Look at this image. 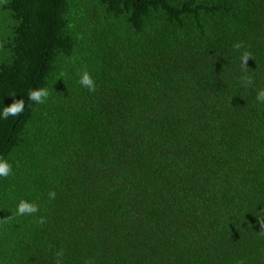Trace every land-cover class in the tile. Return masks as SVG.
<instances>
[{
	"label": "trees",
	"instance_id": "1",
	"mask_svg": "<svg viewBox=\"0 0 264 264\" xmlns=\"http://www.w3.org/2000/svg\"><path fill=\"white\" fill-rule=\"evenodd\" d=\"M261 89L264 0H0V264H264Z\"/></svg>",
	"mask_w": 264,
	"mask_h": 264
},
{
	"label": "clouds",
	"instance_id": "2",
	"mask_svg": "<svg viewBox=\"0 0 264 264\" xmlns=\"http://www.w3.org/2000/svg\"><path fill=\"white\" fill-rule=\"evenodd\" d=\"M237 49L240 48V45H235ZM249 56L248 54H244L242 56L243 64L246 65L248 62ZM79 83L86 87L89 92H94L96 90V84L93 80L92 76L85 71L83 75L81 76V79ZM248 83H251V79L248 80ZM48 95L47 91L44 89L39 90H33L29 93V99L36 101L38 103H43L44 98H46ZM257 101L264 103V89H261L258 91L256 96ZM23 109V102H16L12 106L5 108L4 110V118H7L8 115H17L19 114ZM11 172V168L6 163H0V176L7 177ZM49 198L55 199V192H49ZM39 207L36 204H32L29 202H26L24 200H21V202L17 206V214L19 215H26V214H35L38 212ZM41 223L44 222L43 218L40 220ZM57 255H62V253H57Z\"/></svg>",
	"mask_w": 264,
	"mask_h": 264
}]
</instances>
